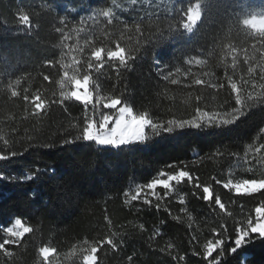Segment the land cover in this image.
Masks as SVG:
<instances>
[{
  "label": "trees",
  "instance_id": "1",
  "mask_svg": "<svg viewBox=\"0 0 264 264\" xmlns=\"http://www.w3.org/2000/svg\"><path fill=\"white\" fill-rule=\"evenodd\" d=\"M195 2L155 0L153 4L152 0H140L134 7L131 0H0V81L3 86L20 82L13 89L17 97L10 91H0V135L20 152L32 142L30 137L56 145L52 149H30L22 156L0 161V174L21 178L0 179V243L4 238L2 228L9 227L17 217L22 216L35 230L25 234L22 243L7 246L13 256L6 257L0 250V264H40V247L51 246L57 249L56 255L66 256L113 233H119L116 243L120 247L113 251L103 246L98 256L100 264H129V256L133 257L131 264H211L207 257L221 241L225 251L221 264H264V241L259 236L251 234L242 245H236L239 232L256 223V210L264 211L258 206L264 201V188L252 195L234 193L227 186L229 182L264 181L258 179L264 176V152H255L264 143V135H258L259 127H264V106L250 110L227 127L176 130L144 144L112 147L80 141L61 146L62 140L81 132L85 123V109L79 102H53L60 100L62 88H70V84L64 85L66 69L61 65L71 66L73 56L81 59L75 49L70 51L64 45L87 47L85 40H91L96 47L114 48L116 40L110 42L109 38L115 37L126 49H132L145 43L135 31L138 21H144L141 27L148 36L161 21L165 27L175 23L168 19L173 5L187 7ZM50 7L51 15H46ZM152 8L161 15L154 14ZM201 8V20L191 33L179 28L172 31L164 40L148 45L145 54L119 74L107 65L99 73L91 71L94 83L90 90L95 94L99 87L102 96H122L135 113L147 112L157 122L191 118L197 106L209 111L234 106L227 89L185 87L191 79L183 73L194 79L211 72L212 77L204 78L226 83V46L243 45L246 39L245 31L237 30L232 18L242 12L264 11V0H204ZM18 10L30 13L32 30L19 26ZM104 10L116 17L111 25L108 18L98 15ZM63 16L69 18L67 28L59 24ZM57 26L71 32V38L57 33ZM77 28L84 31L77 33ZM90 52L88 48L83 56L89 57ZM189 57L203 63L186 64ZM49 60L53 61L51 67L45 64ZM228 64L230 73V57ZM165 66L173 72L181 68L176 77L180 84L171 85L157 75V70ZM241 67L246 72V66ZM67 70L69 75L74 74L71 67ZM85 71L87 64L82 63L80 72ZM45 75L50 79L44 80ZM198 95L204 99L197 101ZM35 96L46 102L47 115L41 121L33 114ZM226 100L229 103L221 109ZM71 123H79L80 128L72 129ZM0 150L7 151L3 140ZM245 152L254 161L251 173L246 171ZM37 169L42 170L37 178L22 180ZM162 173H182L185 178L171 192L157 188L159 201L154 192L124 204L123 192L146 185ZM57 184L61 185L59 192L55 191ZM65 187L74 194L66 195ZM29 193H35V197ZM145 198L151 203H143ZM156 204L161 207L157 209ZM253 220L255 223H251ZM169 244L173 245L171 249ZM210 245L214 246L211 251ZM234 247L239 250L231 254L229 250ZM85 254L84 250L76 264H83ZM180 256L186 259L180 261Z\"/></svg>",
  "mask_w": 264,
  "mask_h": 264
},
{
  "label": "snow or ice",
  "instance_id": "2",
  "mask_svg": "<svg viewBox=\"0 0 264 264\" xmlns=\"http://www.w3.org/2000/svg\"><path fill=\"white\" fill-rule=\"evenodd\" d=\"M202 2H204V0H196L195 3H188L187 7H176L173 5L172 15H170L168 19L175 21V23H168L165 27L163 21H161L155 27V31H150V35L148 36L143 34L144 29L141 27L144 21H138L135 26V31L139 34L140 40L145 41V43L141 46L133 47L132 49H126L122 45L121 40L116 39L115 37L109 38L110 42L112 39L116 40L114 48L107 46L96 47L91 40H85V45L87 47L73 46L70 44L64 45V47L68 48L70 51L75 49V51L81 54V59H77L75 56H73L71 66L66 64L61 65V67L66 69L64 72V85L67 86L70 84V88L67 91L63 90L62 88L60 100L53 102L64 104L66 101L73 99L77 102H81L85 109V123L81 132L75 136L62 140L61 146L80 141H94L98 146L111 145L112 147H119L122 144H144L154 137H158L161 134H170L176 130H182L186 128L209 129L227 127L234 124L250 110L264 106V11L242 12L232 18V22L236 29L245 31L246 39L243 45L226 46V51L223 57V64L225 67L224 80L226 83L217 82L211 78L205 79L204 77L213 76V73L211 72H205L203 75L194 79L189 75L188 72L185 71L183 73L185 77L191 79V84H186L185 87L200 86L202 88H210L217 91L227 89L230 96L234 99V106L232 107L225 109V105L229 103V101L226 100L224 104L219 106L221 109H225L223 111H209L197 106L195 108V113L191 116V118L169 119L167 122H157L153 120L147 112H141L139 114L135 113L133 108L130 107L127 102L123 101L122 96H102L100 94L101 90L99 87L95 88V94L93 90H90L92 84L94 83L89 74L91 71L94 70L99 73L101 69L107 65L112 67L113 70L119 74L121 69H128L130 66H132L133 60L139 56H142V54H145L148 45H154L164 40L172 31L179 28L191 33L201 20ZM131 3L135 7L140 4V0H131ZM152 3L155 4V0H152ZM151 10L157 16L161 15L157 12L156 8H152ZM51 11L52 9L50 7L46 15H51ZM98 15L108 18L109 25H111L113 20L116 19L110 10H104L102 13H98ZM16 19L19 26H23L25 30H32L33 20L32 16L27 10H18ZM55 19L56 17H53V20ZM59 24L64 25L65 28H67L69 25V18L65 16L60 17ZM124 27L127 29L128 25L125 24ZM74 30L77 33L84 31L83 28H77ZM56 32L69 39L72 35L71 32H67L64 28L59 26L56 27ZM122 36L123 32H121V38ZM88 48L91 49L90 56L84 57L83 54ZM229 57L231 59L230 73L227 71L229 67ZM193 61H195L197 64L203 63V61L198 60L195 57L187 58L185 63L191 64ZM82 63L87 64V71L83 73L80 72V66ZM45 64L51 67L53 65V61H45ZM241 65L246 66V72H244ZM69 67H71L74 74L69 75L67 70ZM180 74V67H176L175 72L169 70L167 66L157 70V75L163 81L168 82L171 85H178L181 83V81L176 78ZM237 76H239V79H237ZM43 79L47 81L50 78L48 75H45ZM19 83V81H16L15 84L9 82L6 86H3V82L0 81V91H10L12 97H17L18 92L13 89ZM76 89L79 90L77 91ZM25 92H27V89H25ZM81 93H83L82 96ZM196 99L197 101H202L204 97L198 95ZM24 100L28 101L29 96L25 95ZM32 103L34 109L33 114L37 121H41L47 115V111L45 110L46 102L42 97L35 96L32 98ZM105 105H107V107H105ZM89 106H91L90 112ZM105 113L108 115H104ZM100 120L107 121V129L112 130V136H118L119 138L112 139V136H109L106 139L100 138V136L104 135V130L100 126ZM113 124H115V128H113ZM90 125L92 126L91 130H89ZM71 128L79 129L80 124L71 123ZM96 133H99L100 135H96ZM258 135H264V127H259ZM0 140L4 141V145L7 149L6 152L0 150V161L22 156L24 153L29 152L30 149H52L56 147V145L53 143H44L38 139L32 140L30 137L29 140L32 142L28 143L27 146L24 147L23 151L20 152L13 150L11 142L3 135H0ZM249 147H251V145ZM255 152H264V143H261L259 147L255 149ZM232 155L238 156L237 153H233ZM247 157L248 153L245 152L243 159L245 164L248 165V167H246V171L251 173L254 171L252 168L254 161L249 160ZM173 167H175V165H173ZM29 171L31 172V170ZM41 171V169H37L35 172H31V174L23 176L22 180L26 182L37 178ZM168 175V173L159 174L158 176L151 179L150 183H147L146 185L140 184L134 189H129L128 191L123 192V196L125 198L124 204L130 205L131 202L140 200L145 188L150 194H152L154 186L156 188L158 186H162L158 184V180L163 179ZM189 175L191 174L189 173ZM0 179H11L13 181L21 180L20 177H4L3 174H0ZM258 179L264 180V176ZM171 182L173 181L169 182L168 192H171L172 190ZM60 187L61 185L57 184L55 191L59 192ZM65 194L71 196L74 193L65 187ZM254 194L257 193H253L252 195ZM29 196L34 198L35 193H29ZM154 196H156L158 201L161 200L160 195L156 191ZM213 199H215V197H213ZM143 203L150 204L151 201L145 198ZM221 204H223L222 200ZM258 206L264 208V201H261ZM156 207L159 209L161 205L156 204ZM21 217L15 218L12 226L2 228L4 238L3 242L0 243V250H3V253L6 257L13 256V253L8 251V245H18L22 243V238L25 237V234L33 233L35 231L32 227L28 226L25 220ZM105 219L107 220L108 218L105 217ZM173 219H179V217L174 216ZM109 223H111V221H109ZM161 223L165 222L161 221ZM251 223H255V221L253 220ZM140 227L143 228V225ZM255 235L259 236L260 239L264 241V235L259 233H255ZM118 236L119 233H113L106 239L95 241L90 247L85 249L86 254L83 256L84 264H100L98 256L103 246H110L113 251L118 250L120 247L116 243V237ZM154 238L155 237L153 236L152 239ZM247 239L248 237L245 236V240ZM84 243L87 244L88 241H84ZM167 247L171 249L173 245L169 244ZM238 250V247H234L230 249L229 252L234 254L237 253ZM38 251L40 256L43 257V259L40 261V264H52V259L50 258L49 253L57 252V249L48 246L40 247ZM160 251H164V249H160ZM217 253H219V255H217ZM224 255L225 251L223 241H221L220 246H218L216 250H214L211 255L207 257V261H210L211 264H221V258L224 257ZM127 259L129 264H131L133 257L129 256ZM172 259L177 260V257L172 256ZM185 259V256L179 257L180 261H184ZM244 259L247 260L248 257L245 256Z\"/></svg>",
  "mask_w": 264,
  "mask_h": 264
},
{
  "label": "rangeland",
  "instance_id": "3",
  "mask_svg": "<svg viewBox=\"0 0 264 264\" xmlns=\"http://www.w3.org/2000/svg\"><path fill=\"white\" fill-rule=\"evenodd\" d=\"M76 90L78 91L79 89H76ZM82 95H83V93H81V96ZM79 103L82 104L81 102H79ZM105 107H107V105H105ZM90 111H91V106H89V112ZM105 111H108V110H105ZM104 115H108V114L105 113ZM99 122H100L101 128L104 130V135L100 136V138L106 139L109 136H112V130L107 129V121L100 120ZM113 128H115V124H113ZM91 129H92V126L90 125L89 130H91ZM96 135H100V134L96 133ZM118 138H119L118 136H112V139H118ZM122 145H126V144H122ZM100 146H111V145H100ZM183 178H185V175L182 173H178L175 175H168L167 177H164L163 179L158 180V184L162 185L163 187L158 186L157 188L162 187V188H165L168 190L169 182L173 181V182H171V187H172L171 191H173L174 186L179 181H181ZM227 186L234 193L249 194V193H253V192H256V191L264 188V181L229 182ZM157 188L155 186L153 187L152 194H154V192L156 191ZM206 194H207V197H209L208 191H206ZM142 195L145 196V195H151V194L145 188L144 193ZM256 215H257L256 223L252 227H250L248 230H245V231L242 230L239 232L238 238L236 240V245L238 247L244 243L245 236L249 237V235H251V234L255 235V233H259L261 235H264V211L262 209H258V210H256ZM13 223H14V220L11 222L10 226H12ZM213 248H214V246L210 245L208 247V250L211 251ZM84 250H85V248H79V249H76L73 252L67 254L66 256H58L54 252H50L49 256L52 259V264H76L77 263L76 259L79 258V256L84 252ZM42 259H43V257H41V260ZM82 263L84 264V261H82Z\"/></svg>",
  "mask_w": 264,
  "mask_h": 264
}]
</instances>
